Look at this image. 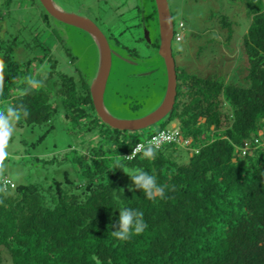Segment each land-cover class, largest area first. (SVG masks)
Masks as SVG:
<instances>
[{"label": "trees", "instance_id": "trees-1", "mask_svg": "<svg viewBox=\"0 0 264 264\" xmlns=\"http://www.w3.org/2000/svg\"><path fill=\"white\" fill-rule=\"evenodd\" d=\"M237 1L249 20L242 38L245 83L179 66L173 43L182 42L184 28L180 40L174 29L175 103L163 125L141 139L135 131L103 123L92 104L90 83L80 73L76 80L58 71L51 50L41 42L31 47L0 40V109L22 105L29 113L17 127H46L47 133L60 110L65 120L98 130L104 142L60 160L78 167L79 185L54 180L44 188L0 180V264H95L93 255L102 264H264V0ZM36 3L45 18L51 17ZM213 20L230 42V19L218 14ZM112 40L113 50L125 48ZM150 41L146 45L157 50L158 38ZM20 45L29 51L41 48L42 55L16 62L13 51ZM29 76L43 86L20 96L27 87L23 78ZM168 125L188 139L187 148L170 143L156 149L154 159L142 152L126 158L156 131L171 129ZM130 169L154 175L165 186L164 196L148 199L140 190L129 191L132 182L123 171ZM122 207L142 211L147 224L127 240L111 234Z\"/></svg>", "mask_w": 264, "mask_h": 264}, {"label": "rangeland", "instance_id": "rangeland-1", "mask_svg": "<svg viewBox=\"0 0 264 264\" xmlns=\"http://www.w3.org/2000/svg\"><path fill=\"white\" fill-rule=\"evenodd\" d=\"M0 0V40L28 43L37 40L51 50L57 70L76 80L79 73L91 84L98 64L99 49L92 35L47 17L33 0ZM67 13L94 21L114 42L121 57H112V66L103 95L106 110L119 119H136L156 109L166 94L167 75L158 51L146 45L145 30L151 39H159L157 10L154 0H54ZM174 29L184 22L182 42L173 43L179 66L197 74H216L230 83H245L247 60L243 53L242 38L249 20L237 0H168ZM218 14L227 16L234 34L225 42V33L214 21ZM215 22V23H214ZM140 25V27H139ZM129 28L125 33L124 29ZM144 39V41H140ZM150 44V43H147ZM16 62L23 63L42 55L41 48L26 50L22 45L13 51ZM135 56V57H134ZM129 60V61H126ZM89 84V88H90ZM156 124L135 131L139 138L147 137L163 125ZM85 122L65 120L58 110L52 129L15 124L9 141L6 168L0 180L30 184L39 183L47 188L52 181L62 184L68 180L79 185L83 180L78 167L70 161L60 162L85 154L103 143L98 130L87 131ZM172 125L166 126L171 128ZM185 161H187L185 159Z\"/></svg>", "mask_w": 264, "mask_h": 264}, {"label": "water", "instance_id": "water-1", "mask_svg": "<svg viewBox=\"0 0 264 264\" xmlns=\"http://www.w3.org/2000/svg\"><path fill=\"white\" fill-rule=\"evenodd\" d=\"M38 1L43 9L55 20L62 24L86 31L90 33L95 40L99 49V64L96 74L90 84V94L95 113L103 123L113 129L121 131H137L156 124L171 112L176 98L177 78L172 53L174 23L168 0H154L157 10L159 29V44L157 51L158 55L163 59L166 68V94L156 109L149 114L136 119L116 118L106 110L103 104V95L112 66V57L121 56L111 49L106 36L97 24L89 18L63 11V9L59 7L54 0ZM144 32L146 42L150 43L149 32L147 30Z\"/></svg>", "mask_w": 264, "mask_h": 264}, {"label": "clouds", "instance_id": "clouds-1", "mask_svg": "<svg viewBox=\"0 0 264 264\" xmlns=\"http://www.w3.org/2000/svg\"><path fill=\"white\" fill-rule=\"evenodd\" d=\"M182 22V21H180ZM174 37V36H173ZM4 65L0 62V94L3 93L4 88ZM43 71V66L41 67ZM23 82L27 87L19 91L20 96H24L28 91L38 89L43 86L42 80H37L35 77H24ZM29 115L26 108L21 106L7 105L6 108L0 109V175L3 174L6 165L5 161L8 158L9 141L14 133L15 124L20 121L22 117ZM175 126V125H173ZM158 148V141L155 139L148 142L146 146H138L135 151H141L144 158L154 159L156 155V149ZM128 177H130L132 186L129 191L140 190L146 198L154 199L156 197H163L165 193V186L157 183V178L146 172L143 169H130L123 171ZM118 221L114 225H110L111 234L118 240H127L133 233H142L147 224L143 220V212L133 208H120ZM91 259L95 264H102L99 257L93 255Z\"/></svg>", "mask_w": 264, "mask_h": 264}, {"label": "built area", "instance_id": "built-area-1", "mask_svg": "<svg viewBox=\"0 0 264 264\" xmlns=\"http://www.w3.org/2000/svg\"><path fill=\"white\" fill-rule=\"evenodd\" d=\"M183 22H179L178 23V33L176 34V39L180 40L181 37L183 36ZM158 141V148L162 147L165 144H170V143H176L179 144L181 146H183L184 148H187L189 141L188 139H184L181 135V132L178 128H176L175 126H173L171 129H167V130H158L156 131L154 134H152L150 136V138H148L147 140H145L142 143H138L132 150L131 154L128 155L126 158L127 159H133L136 155H138L141 151H135L137 149L138 146H146L148 144V142L153 141V140ZM246 148V147H245ZM6 184H4L5 187Z\"/></svg>", "mask_w": 264, "mask_h": 264}, {"label": "flooded vegetation", "instance_id": "flooded-vegetation-1", "mask_svg": "<svg viewBox=\"0 0 264 264\" xmlns=\"http://www.w3.org/2000/svg\"><path fill=\"white\" fill-rule=\"evenodd\" d=\"M151 43V42H150ZM111 47V46H110ZM112 49V48H111ZM113 50V49H112ZM113 51H115L116 53H118L116 50H113Z\"/></svg>", "mask_w": 264, "mask_h": 264}]
</instances>
